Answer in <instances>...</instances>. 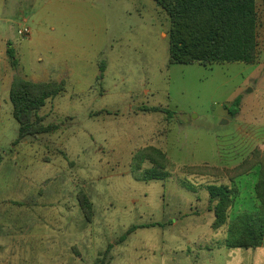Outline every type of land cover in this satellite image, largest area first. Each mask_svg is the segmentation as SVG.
<instances>
[{
	"label": "rangeland",
	"instance_id": "374dc122",
	"mask_svg": "<svg viewBox=\"0 0 264 264\" xmlns=\"http://www.w3.org/2000/svg\"><path fill=\"white\" fill-rule=\"evenodd\" d=\"M256 10L257 61L203 66L169 64V18L153 0H0V237L25 238L0 264H264V248L225 244L229 222L256 209L258 168L233 182L182 170L233 168L264 151V0ZM15 79L63 84L38 112L52 133L16 142ZM146 146L170 160L167 180H141ZM207 184L237 191L217 230ZM51 186H60L55 199ZM81 189L94 204L90 221ZM13 201L53 219L22 230Z\"/></svg>",
	"mask_w": 264,
	"mask_h": 264
},
{
	"label": "trees",
	"instance_id": "16d2710c",
	"mask_svg": "<svg viewBox=\"0 0 264 264\" xmlns=\"http://www.w3.org/2000/svg\"><path fill=\"white\" fill-rule=\"evenodd\" d=\"M169 18L168 62L169 64H214L244 63L254 64L258 58L256 10L257 0H153ZM12 64L13 54L7 50ZM101 64L100 70L104 72ZM64 91L62 83L29 82L15 79L10 86L9 98L12 104V116L18 123L16 142L29 137L50 134L55 125L43 124L44 118L38 112L46 101ZM240 100L231 104L237 113ZM149 110V109H147ZM152 108L150 111H158ZM136 161L146 163L148 169L141 180H167L170 160L155 146H146L138 153ZM3 156L0 155V163ZM258 168V181L255 184L256 209L238 214L229 222L226 246L230 248L256 249L264 242V151L255 149L249 158L233 168L186 167L187 176H211L225 178L233 182L238 176ZM188 190H196L191 184L182 185ZM209 211L213 212L211 224L213 230L227 223L228 212L232 208L237 191L228 184H207ZM82 215L90 221L94 215V204L84 190L76 195ZM127 230L126 234L133 231Z\"/></svg>",
	"mask_w": 264,
	"mask_h": 264
},
{
	"label": "crops",
	"instance_id": "0c3cea01",
	"mask_svg": "<svg viewBox=\"0 0 264 264\" xmlns=\"http://www.w3.org/2000/svg\"><path fill=\"white\" fill-rule=\"evenodd\" d=\"M66 1V0H65ZM68 3V2H67ZM60 8H62L63 10H64V14H70V13H68L69 12V10H70V7H69V5H66V3H63V5H60L59 6ZM52 187V189H51V191H52V193H53V198L55 199V193L57 192V191H55L56 189H58V188H60V186H58V187H56V186H51ZM18 188H19V190L20 189H22V186H18ZM5 207L4 208H6L5 210H7L8 208H7V206L6 205H9L8 204V202H9V200L7 201V200H5ZM14 202V204L13 205H15L14 207L15 208H21L22 209V211H18V210H16L15 211V216H16V219H15V223H16V226H21L22 227V230H23V226L25 225V224H27L28 226L29 225H39V224H42V225H44V224H46V225H49L50 224V222H49V220L50 219H53V214H52V216L50 217V212H42V216H39V214H40V212H39V210L37 211V210H35V206H33V205H37L36 203H34V204H32L31 206H29L28 208L26 207V204L25 203H22L21 201H13ZM258 202V201H257ZM40 204V203H39ZM48 204V203H47ZM48 205H50V204H48ZM40 206V205H39ZM38 206V207H39ZM257 206V205H256ZM35 207V208H34ZM27 209V210H26ZM23 210L25 211V212H28L30 215H28V217H23V216H20V213L21 212H23ZM43 210V209H42ZM8 213L9 212H7V213H5V215H4V221H3V223H4V225L6 226V228H7V218H8ZM239 214H241V213H239ZM238 215V214H237ZM2 215H0V221H2ZM30 221V222H29ZM22 230H20V231H22ZM45 230V229H44ZM227 231V230H226ZM7 233V235H5L6 236V238H8V229H7V231H6ZM23 232V231H22ZM23 234V233H22ZM1 235V234H0ZM28 235V234H27ZM13 236V235H12ZM13 238V239H12ZM12 238H10V241L9 242H7V241H5V242H2V239H1V237H0V256L2 255V251L3 250H7V248H8V246L11 244V247H13L14 248V246L17 248V244L18 243H20V242H24L25 240V238L24 237H22V236H15V237H12ZM261 248H264V242H262V244H261V246L259 247V249H261ZM256 249H258V248H256Z\"/></svg>",
	"mask_w": 264,
	"mask_h": 264
},
{
	"label": "built area",
	"instance_id": "2783aa9c",
	"mask_svg": "<svg viewBox=\"0 0 264 264\" xmlns=\"http://www.w3.org/2000/svg\"><path fill=\"white\" fill-rule=\"evenodd\" d=\"M18 35H19L20 37H27V36L30 35V31H29L28 28H24L23 30H19V31H18Z\"/></svg>",
	"mask_w": 264,
	"mask_h": 264
}]
</instances>
